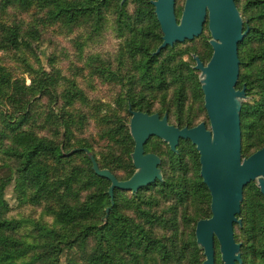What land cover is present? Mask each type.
Listing matches in <instances>:
<instances>
[{
  "label": "trees",
  "instance_id": "16d2710c",
  "mask_svg": "<svg viewBox=\"0 0 264 264\" xmlns=\"http://www.w3.org/2000/svg\"><path fill=\"white\" fill-rule=\"evenodd\" d=\"M122 1L0 0V264H59L60 256L71 252L80 257L82 264L203 262L195 227L211 215L200 217L196 213L194 229L187 238H179L184 229L178 222V213L182 210V220H186L190 205L205 204L207 209L211 202L200 177L199 156L191 142L180 140L177 154L170 149L166 152L171 176L165 173L162 182L156 181L130 196L129 192L115 189L111 201L110 182L94 173L93 163L118 181L115 172L122 165L129 173L127 179L133 174L130 155L134 143L123 119L115 111L102 114L99 108L94 109L91 116L101 129L99 139L107 142L106 152L97 154L87 140L76 138L87 124V115L79 111L75 116L65 110L75 103L88 106L84 92L58 72L51 77L29 61L30 42L40 40L41 26L56 23L76 27L91 22L99 29L107 14H115L119 30L126 33L124 53L130 63L123 74L129 88L116 105L125 107L129 116V108L151 115L153 94L162 93L164 97L173 87L178 128L195 127L191 117H183V104L186 97L194 101L203 98L193 55L205 64L204 59L211 58L210 45H206L204 57L186 46L194 39L155 54L162 44V32L151 5L153 0H132V14L126 10L128 0ZM234 2L243 19V32L249 30L238 45L236 84V90L244 89L245 98L249 99L241 104L240 111L241 156L247 158L264 146V0ZM32 10L36 11L35 20L26 24L18 20L19 14ZM181 13L182 10H175L176 18ZM183 45L186 47L180 48ZM95 69L104 80L118 77L109 67L99 64ZM25 74L29 85L19 77ZM122 78L120 82L124 83ZM60 80L66 85L55 111L51 107L58 103L56 88ZM38 97L51 102L44 115L34 110ZM164 110L169 114L168 108ZM39 130L43 133L39 134ZM150 143L149 139L145 153L159 157L155 144L154 150H148ZM11 183L19 201L42 207L43 214L52 219L51 226L7 218L4 192ZM154 188L160 197L143 195ZM251 188L256 200L247 205L248 216L241 230V262L264 264V197L258 189ZM167 201L172 204L161 211V202ZM22 230L26 231L25 236ZM186 239L189 240L185 242Z\"/></svg>",
  "mask_w": 264,
  "mask_h": 264
},
{
  "label": "water",
  "instance_id": "95a60500",
  "mask_svg": "<svg viewBox=\"0 0 264 264\" xmlns=\"http://www.w3.org/2000/svg\"><path fill=\"white\" fill-rule=\"evenodd\" d=\"M175 2H151L162 32V44L155 54L168 46L199 37L207 23L211 58L206 65L196 56L193 59L194 69L202 78L200 85L209 129L205 123L180 129L168 124L167 115H149L129 108L135 173L128 180L118 181L109 171L99 170L95 163L93 170L99 178L110 182L111 201L115 189L136 194L162 181L160 158L144 152V145L150 138L162 140L173 153L177 152L180 140L190 141L198 152L200 177L211 199V217L198 221L195 227L196 242L203 250L202 264H215V242L219 245L223 264H242L233 228L240 224L236 216L240 213L243 189L258 180L259 191L264 196V146L245 159L241 156L240 111L245 90L235 88L239 76L238 45L249 30L243 32V22L234 0H185L179 21L175 16ZM74 152L76 150L70 154ZM85 153L90 156L87 150Z\"/></svg>",
  "mask_w": 264,
  "mask_h": 264
},
{
  "label": "rangeland",
  "instance_id": "374dc122",
  "mask_svg": "<svg viewBox=\"0 0 264 264\" xmlns=\"http://www.w3.org/2000/svg\"><path fill=\"white\" fill-rule=\"evenodd\" d=\"M184 3L185 0H176L175 10L183 11ZM134 8L135 6L133 1L128 0L126 7L128 13L132 14ZM34 12L36 15L35 10H32L30 13H21L18 15V20L19 21L22 20L25 24L30 23L32 20H35L36 16L34 15ZM181 14L177 17V21L180 20ZM241 20L243 22L242 18ZM38 31H40V40L30 42V47L32 50V55L31 54L29 55L30 63L36 69H41L43 72H46L51 77H56L55 74L56 72H58L62 78L68 79V81L73 82L79 89H81L84 92L89 102L88 106H81L79 103H75L73 107H65V110L71 112L75 116L76 114H79L78 113L79 111L87 115L88 117L87 124L82 133L76 134V138L87 140V142L93 148L94 152H96L97 154L105 153L106 152L105 146L107 145V142L105 140L99 139L98 135L100 134L101 129L100 127H98L97 121L93 119L91 115L92 113L95 112L94 109L96 108H99L102 114H107L112 111H115L123 119L124 125L129 131V122L131 116L127 114L125 107L119 108V106L116 105V102H118L120 95L125 92V89L129 88L128 85H126L127 83H129L127 82L128 78L123 77L124 76L123 74L124 73L126 74V69L130 65V63L126 60L127 56H125L124 53L125 52L124 42L126 40V33L119 30L116 20V15L111 13L106 15L99 29H96L91 22H82L78 24L76 27H68L66 25L60 26L59 24L54 23L53 26H45V27L41 26L38 29ZM210 40L211 37L206 23L203 27L202 34L199 37L195 38L191 43L185 45L189 46L192 50L194 49L196 53L204 57L208 51L206 45L209 44ZM185 45H183L180 48H185L186 47ZM194 56L195 55H193V57ZM92 58H96L98 62L94 63L95 62L94 60L91 61ZM120 58L123 60V62H120ZM183 60L188 62L189 59L187 56H184ZM208 62L209 61L207 59H204V63H205L204 65H206ZM99 64L100 66L102 65V67L105 66L109 67L113 72L116 73V76L119 77V80L118 77L116 80L110 78L109 80L108 79L104 80L103 79L104 77H102L99 73H95L96 72L95 66H98ZM121 64L123 66H121ZM197 76L200 83V80L202 78L200 72L198 71H197ZM19 77L24 78L26 85L30 84V79L28 75L26 74L19 75ZM121 78L124 81V83L120 82ZM65 85L66 84L63 80H60L58 82L56 91H57V99L59 100L58 103L56 102L54 105H52L51 108L55 109L58 108L56 106L60 105L59 101L61 100V92ZM172 93H173V87H171L164 93L166 94L164 97L162 93L161 94L154 93L153 98L151 99L152 101L151 112L153 114H160L161 117L167 115L168 124L174 127H178L177 126L178 114L176 110V104L172 102ZM187 94L188 96H190L189 92ZM245 101H249V99L244 98L243 100H241V104ZM50 106H51V102L46 97H42L41 99L39 98L36 104L34 105V110L44 115L46 114ZM165 108H168L169 114L164 110ZM183 108H184L183 117L184 118L191 117L192 118L191 123L193 126H196L200 123H205L207 129H209V121L206 115V111L204 110V98L200 99L199 101H194L191 100V97L188 98L186 97V99L184 100ZM55 111H57V109H55ZM108 125H112V124H108ZM38 133L42 134L43 132L39 130ZM150 140L151 143L148 146L149 148L148 150L149 151L154 150L152 146L155 144L157 146L156 151L161 154L159 155V158L161 160L159 169L163 181L165 173L166 176H171L170 168L166 164L168 162L167 160L168 154L166 155V152L168 151L169 147L165 142H163L158 138L152 137L150 138ZM145 145H144V152H145ZM252 151L253 149L250 150V153ZM174 154H177V152ZM245 158L246 157L242 156V159ZM162 161H164V164H162ZM126 171L127 170L123 167V165L116 170L115 172L116 177L120 179L119 181H125L127 179L129 173ZM134 173L135 170L133 174ZM250 185H252L254 188L259 190L258 180L251 182ZM251 187L246 188V190L243 192L242 201L240 203V213L239 215L236 216L240 224H235L233 228L235 243L240 245V255H241V243L243 240L241 230L243 228L244 219H246L248 216L247 205H252L253 204L252 199H255L254 197L255 190H253ZM156 190L157 189L154 188L151 189L150 191H145L143 195L145 196H149L152 194L154 195L155 194L154 192ZM130 195L133 194L129 192L128 196ZM157 196L160 197V195ZM4 199L8 205V210L6 212L7 218L25 220V221H39L48 226L52 225V219L43 214L42 207L30 206L28 204H24L19 201L17 194L14 191L13 183H11L5 189ZM171 204L172 202H168V201L161 202L159 209L163 211L166 208H168V206ZM242 209L243 212L241 214ZM186 213H187L186 220H182V210L178 213V222L179 224H182V228L184 229L182 232H180L182 233V235L179 238H182L184 236L185 238H187L186 236L188 232L194 229V220L196 213H199L200 217H204V216L207 217L206 216L207 213H209L208 215H211L210 206L209 207L207 206L206 209L205 204H200V205L192 204L188 207ZM25 230L21 231V234L23 236L26 235ZM188 240L189 239H186L185 242H187ZM199 250H200L199 256L201 257V260L204 261L203 250L200 247ZM79 258L80 257L75 252H71L69 254H62L59 259V264H82ZM215 258H216L215 260L216 264H223L221 261L219 245L217 242H215Z\"/></svg>",
  "mask_w": 264,
  "mask_h": 264
}]
</instances>
